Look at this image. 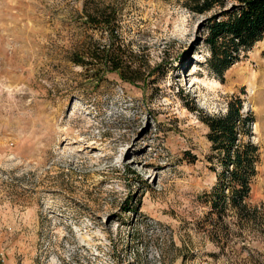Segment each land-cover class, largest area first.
I'll return each mask as SVG.
<instances>
[{"label":"rangeland","instance_id":"374dc122","mask_svg":"<svg viewBox=\"0 0 264 264\" xmlns=\"http://www.w3.org/2000/svg\"><path fill=\"white\" fill-rule=\"evenodd\" d=\"M184 2L0 0V264H264V39L219 79L206 19L222 8ZM114 42L136 82L74 62ZM236 96L256 216L221 221L202 116Z\"/></svg>","mask_w":264,"mask_h":264},{"label":"trees","instance_id":"16d2710c","mask_svg":"<svg viewBox=\"0 0 264 264\" xmlns=\"http://www.w3.org/2000/svg\"><path fill=\"white\" fill-rule=\"evenodd\" d=\"M227 0H185L184 4L193 12L206 13L215 7L222 10L207 17L206 42L210 48L207 66L219 79L240 59L244 51L250 50L258 41L264 39V0H233L226 8ZM91 24L101 22L112 25V20H103L87 12ZM114 29V28H113ZM119 42V41H117ZM112 49L92 50L86 56L74 58V62L89 66L95 62L106 65L111 71L118 72L127 81L136 82L138 73L128 61H123L119 51L120 43H113ZM140 72V71H139ZM244 101L236 96L228 103L223 114H203L202 120L210 131L208 138L212 142V154L209 158L218 159L222 170L218 182L210 195L212 211L223 221L227 206H231L240 220H251L256 216V209H251L247 202L251 184L257 174L260 161L259 146L252 141H245L243 136L250 134L254 120L252 112H244Z\"/></svg>","mask_w":264,"mask_h":264},{"label":"bare ground","instance_id":"6f19581e","mask_svg":"<svg viewBox=\"0 0 264 264\" xmlns=\"http://www.w3.org/2000/svg\"><path fill=\"white\" fill-rule=\"evenodd\" d=\"M215 84H219V82L217 80H214Z\"/></svg>","mask_w":264,"mask_h":264}]
</instances>
